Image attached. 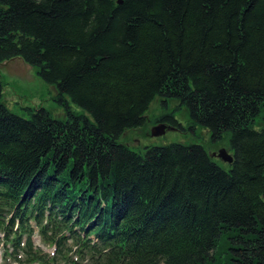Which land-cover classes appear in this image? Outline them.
<instances>
[{
    "label": "trees",
    "instance_id": "trees-1",
    "mask_svg": "<svg viewBox=\"0 0 264 264\" xmlns=\"http://www.w3.org/2000/svg\"><path fill=\"white\" fill-rule=\"evenodd\" d=\"M17 58L67 117L12 112L0 81L2 264H264V0H0ZM158 96L233 163L121 142Z\"/></svg>",
    "mask_w": 264,
    "mask_h": 264
},
{
    "label": "rangeland",
    "instance_id": "rangeland-1",
    "mask_svg": "<svg viewBox=\"0 0 264 264\" xmlns=\"http://www.w3.org/2000/svg\"><path fill=\"white\" fill-rule=\"evenodd\" d=\"M0 81L4 83L3 102L12 112L28 117V108H45L55 119L63 120L67 117L65 109L55 100L57 90L54 85L44 81L38 76L35 68L24 63L21 59L5 61L0 65ZM70 105L73 111L88 115L78 105L74 103ZM172 112L179 125L176 128L172 127L167 130L164 135L152 136V128L159 124L157 123V118ZM145 115L147 117L146 123L139 128L128 130L120 140L123 143H127L133 150L144 151L147 146L166 145L176 142L201 144L207 148L211 155L222 148L229 151L225 141L213 142L211 132L208 129L200 125L192 126L188 113L184 109L178 108V102L176 101H169L166 105H163L161 98L158 96L151 103ZM231 153L233 152L231 151ZM214 158L225 167H229L228 163L217 157ZM35 240L37 244H41L37 236ZM0 264H2L1 249Z\"/></svg>",
    "mask_w": 264,
    "mask_h": 264
},
{
    "label": "water",
    "instance_id": "water-1",
    "mask_svg": "<svg viewBox=\"0 0 264 264\" xmlns=\"http://www.w3.org/2000/svg\"><path fill=\"white\" fill-rule=\"evenodd\" d=\"M171 128L172 126L168 125L167 123L161 122L152 128L151 134L152 136H161V135H164L166 131ZM212 156L217 157L228 164H232L234 161L233 154H231L225 148L220 149L218 152H214Z\"/></svg>",
    "mask_w": 264,
    "mask_h": 264
}]
</instances>
